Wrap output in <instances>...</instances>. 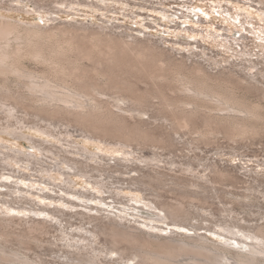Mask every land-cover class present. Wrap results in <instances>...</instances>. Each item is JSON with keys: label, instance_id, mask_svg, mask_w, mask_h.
<instances>
[{"label": "rangeland", "instance_id": "obj_1", "mask_svg": "<svg viewBox=\"0 0 264 264\" xmlns=\"http://www.w3.org/2000/svg\"><path fill=\"white\" fill-rule=\"evenodd\" d=\"M35 1L0 0V17L44 28L88 26L118 38L150 41L163 54L186 61L189 66L198 63L213 74L233 73L264 89V0ZM26 66L39 69L32 62H26ZM139 86L142 90L147 88L146 84ZM260 95L257 92L248 96L264 105ZM11 104L0 103V192L4 193L0 195V220L14 218L6 228L13 236L0 238V248L32 262L15 260L5 264H81V252L91 256L101 254L99 260L104 264H129L127 259H118L111 253L113 244L101 232L117 218L107 216V210L97 214L91 209L119 212L117 208L127 207L131 199L145 207L129 215L137 222L125 221L122 225L160 237L189 238L185 234L191 232V227H202L197 232L207 235L212 242H231L211 234L210 227L230 238L252 243L245 234L264 224V135L230 141L221 134L214 139L216 142L198 144L189 132L174 133L169 124L155 117L146 128L157 137L162 136L167 141L165 145L133 142L125 146L84 136L80 127L69 122L56 123L54 127L36 118L32 111L15 109ZM153 114L151 111L149 115ZM134 122L131 121L132 125ZM198 122L201 124L202 120ZM93 154L99 158L91 160ZM152 159L154 162L150 163ZM73 160L96 177L102 175L105 187L65 163L73 164ZM95 160L102 164L99 166ZM214 171L225 173L227 180L214 178ZM191 182L207 185L209 189L204 187L210 192L197 189L196 201L185 197L184 191L196 190ZM181 186L188 190L183 191ZM155 203L186 206L188 215L183 224L189 232L170 223L153 222L150 218L154 212L159 213ZM168 222L172 224L171 219ZM145 224L164 229L148 228ZM169 228L179 234L173 236L175 232L171 234ZM26 232L27 239L21 238L20 242L21 233ZM239 250L246 252L244 248Z\"/></svg>", "mask_w": 264, "mask_h": 264}, {"label": "bare ground", "instance_id": "obj_2", "mask_svg": "<svg viewBox=\"0 0 264 264\" xmlns=\"http://www.w3.org/2000/svg\"><path fill=\"white\" fill-rule=\"evenodd\" d=\"M159 48L150 41L133 37L118 38L88 26L44 28L22 25L0 17V103L9 102L15 109L21 107L30 110L36 118L49 122L54 127L56 123L69 122L80 127L84 136L87 134L93 139L125 146H130L133 142L138 145H148L150 142L165 145L167 141L162 136L157 137L151 133V129L146 128L149 121L155 117H160L159 120L169 124L174 133L189 132L198 144L204 142L208 145L221 134H225L226 139L229 138L230 141L258 139L264 135V105L253 102L248 96L260 92L264 98V89L244 81L233 73L213 74L198 63L196 66H189L186 61L163 54ZM26 62L34 63L39 69L28 68ZM141 84H146L147 88L142 90L139 86ZM241 90H244V95H241ZM151 111H154V116L149 115ZM147 115L148 120L145 119ZM132 120L135 121L134 125ZM199 120H202L201 124ZM52 132L49 133L53 134ZM41 147L40 150H43ZM90 158L93 160L99 156L93 154ZM69 161L64 162L72 169H79L84 177L93 178L105 187V179H100L102 175L96 177L85 168L86 166L83 167L82 163L79 167V163L73 160L74 163L71 164ZM95 162L102 164L99 160ZM153 162L152 159L150 163ZM97 169L100 170L98 167ZM97 169L93 168V171ZM187 171L191 172L189 169ZM214 172V178L227 180L225 173ZM200 184L191 185L196 190L189 189L190 191L187 187L184 188L188 191H184L181 186L184 196L198 200L199 192L209 191L207 185L203 184L208 189ZM3 194L0 192V195ZM8 202L3 201L4 204ZM139 203L138 200L131 199L127 207L117 208L119 212L100 207L91 209L97 214L107 210V216H113L121 222L119 224L111 218L115 223H107L108 226L104 224L106 227L101 229L103 235L110 238V243L113 244L111 253L117 255L118 259H127L129 264L135 261V264H264V224L245 234L252 243L230 238L223 232L209 227L211 234L231 240L221 244L212 242L207 235L199 234L198 228L191 227L189 232L183 224L188 212L182 203H162L160 206L155 203L159 213L154 212V216L150 218L153 222L170 223V226L184 227L189 232L185 234L189 238H183L184 233H181L182 238L160 237L122 225L125 221L133 220L129 218V215H134L133 210L145 207L141 208ZM93 219L96 220L94 217ZM169 219L172 224L168 222ZM133 221L137 222L135 219ZM13 222V217L0 220L1 239L13 236L6 230ZM98 225L102 227L103 224ZM145 226L164 229L155 224ZM201 229L203 228L198 230ZM31 231L32 227L28 232ZM170 233L173 236L179 234L173 229H170ZM21 234L20 242L28 237L27 232L26 235ZM122 244L129 246L123 248ZM4 248H0V264L15 260L32 262L18 253H8ZM242 248L246 252L239 250ZM130 250L134 252L129 253ZM231 250L237 253L233 254ZM80 256L81 264H104L99 260L101 254L91 256L81 252Z\"/></svg>", "mask_w": 264, "mask_h": 264}, {"label": "snow or ice", "instance_id": "obj_3", "mask_svg": "<svg viewBox=\"0 0 264 264\" xmlns=\"http://www.w3.org/2000/svg\"><path fill=\"white\" fill-rule=\"evenodd\" d=\"M43 21H41V23H42Z\"/></svg>", "mask_w": 264, "mask_h": 264}]
</instances>
